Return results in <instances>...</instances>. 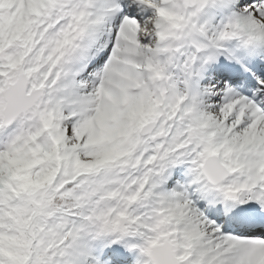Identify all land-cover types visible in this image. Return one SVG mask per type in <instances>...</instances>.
<instances>
[{
  "label": "snow or ice",
  "instance_id": "snow-or-ice-1",
  "mask_svg": "<svg viewBox=\"0 0 264 264\" xmlns=\"http://www.w3.org/2000/svg\"><path fill=\"white\" fill-rule=\"evenodd\" d=\"M0 264H264V0H0Z\"/></svg>",
  "mask_w": 264,
  "mask_h": 264
}]
</instances>
